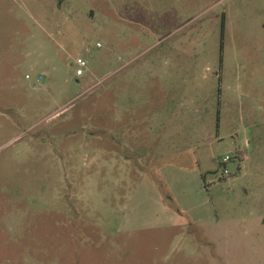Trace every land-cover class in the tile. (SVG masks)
Masks as SVG:
<instances>
[{"label":"rangeland","instance_id":"374dc122","mask_svg":"<svg viewBox=\"0 0 264 264\" xmlns=\"http://www.w3.org/2000/svg\"><path fill=\"white\" fill-rule=\"evenodd\" d=\"M0 264H264V0H0Z\"/></svg>","mask_w":264,"mask_h":264},{"label":"built area","instance_id":"2783aa9c","mask_svg":"<svg viewBox=\"0 0 264 264\" xmlns=\"http://www.w3.org/2000/svg\"><path fill=\"white\" fill-rule=\"evenodd\" d=\"M97 45H99V44H97ZM75 64L77 66V68H76V75H78V76L79 75H82L83 74V68L86 66V60L83 59L81 56H77L76 59H75ZM25 77L26 78H29V75L26 74ZM40 79H41V77H38L37 80H40ZM229 159H230V156L226 155V156H224L221 159V162L224 164V163L228 162ZM223 172L225 174H227L228 173V170L227 169H224Z\"/></svg>","mask_w":264,"mask_h":264}]
</instances>
